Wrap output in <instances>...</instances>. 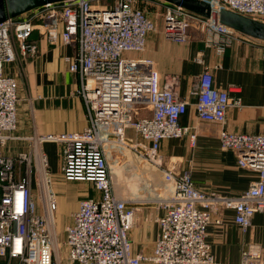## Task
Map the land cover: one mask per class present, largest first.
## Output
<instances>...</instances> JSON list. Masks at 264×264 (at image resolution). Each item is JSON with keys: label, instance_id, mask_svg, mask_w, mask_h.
I'll use <instances>...</instances> for the list:
<instances>
[{"label": "built area", "instance_id": "obj_1", "mask_svg": "<svg viewBox=\"0 0 264 264\" xmlns=\"http://www.w3.org/2000/svg\"><path fill=\"white\" fill-rule=\"evenodd\" d=\"M215 11L227 9L264 22V0H205ZM152 5L153 13L140 7ZM41 15L22 16L0 24V264H57L55 214L58 197L48 162L34 163L36 152L16 156L4 150L18 127V82L6 68L20 56L34 58L38 45L31 39L35 20L50 46L73 49L66 57L69 70L81 78L77 94L86 102L89 126L78 134L47 136L43 141H61V175L69 182H89L100 194L85 198L66 226V264H222L207 241L208 227L222 224V210L235 212V223L247 231L256 214H264V133L244 134L226 129L227 112L240 106L238 86L226 90L215 86L205 68L192 83L189 98L180 94V78L163 80L153 60L142 57L149 35L158 31L162 15L163 35L169 41L200 42L223 55L235 42H260L242 35L219 21L217 14L202 18L160 0H72L43 8ZM42 10V9H39ZM37 10V12L39 11ZM216 12V13H217ZM205 65L202 54L196 57ZM200 121L220 126L221 148L236 153L241 168L257 178L237 196H222L199 190L190 174L176 175L154 162L166 184L168 198L161 202L164 214L158 220L160 234L150 256L134 255L130 231L138 210L114 192L106 145L128 147L137 152L149 147L151 160L164 140L196 134L180 125L190 100ZM134 130L142 142L134 144L103 129ZM148 151V150H147ZM149 151V152H150ZM37 173L36 195L32 175ZM240 264H264L260 246L250 245Z\"/></svg>", "mask_w": 264, "mask_h": 264}, {"label": "crops", "instance_id": "obj_2", "mask_svg": "<svg viewBox=\"0 0 264 264\" xmlns=\"http://www.w3.org/2000/svg\"><path fill=\"white\" fill-rule=\"evenodd\" d=\"M33 11L25 17L36 13ZM31 39L38 45L34 58L20 56L6 68V74L18 82V127L4 152L16 156L20 152L35 150L34 163L42 157L48 162V170L57 192L58 209L66 207L62 220L63 228L56 232V263L68 262L65 246V229L71 216L85 198H98L100 194L89 182H69L61 175L60 151L62 142L43 141L47 136L78 134L89 126L86 102L77 94L81 89V78L69 70L65 58L73 55V49L62 44L50 46L41 30V21H34ZM202 54L205 65H199L196 57ZM142 57L154 61L155 69L162 78L174 75L180 78V94L189 98L193 81L207 67L212 72L215 86L226 90L229 85L238 86L240 106L227 112L226 129L236 133H264V42H235L223 55L205 48L202 43H180L169 41L163 31L149 35ZM194 99L190 100L187 112L181 117L180 125L190 127L196 134L192 144L190 136L164 140L156 157L147 155L149 147L135 152L128 147L106 145V156L112 172L114 192L126 200L128 207L138 210L136 224L130 231L134 255L150 256L160 234L158 220L164 214L161 200L168 198L162 174L156 169L160 163L164 169L176 175L190 174L195 186L205 193L222 196H237L246 191L257 178L253 171L241 168L236 153L221 148L220 126L213 121H200L196 117ZM108 134L132 140L134 144L142 138L132 129H109ZM148 150V151H147ZM150 151V152H149ZM37 173L32 175L35 194L39 193ZM221 225L213 222L207 230V241L212 247L218 263L240 264L243 252L250 245L260 246L264 253V214H256L249 230L243 231L235 223L233 210L219 213ZM64 239V240H63ZM61 240L62 243H59ZM143 264H152L144 262Z\"/></svg>", "mask_w": 264, "mask_h": 264}, {"label": "water", "instance_id": "obj_3", "mask_svg": "<svg viewBox=\"0 0 264 264\" xmlns=\"http://www.w3.org/2000/svg\"><path fill=\"white\" fill-rule=\"evenodd\" d=\"M72 0H0V24L20 18L33 11ZM181 7L202 18L217 14L222 25L255 40L264 42V22L242 14L220 9L218 12L205 0H160ZM217 12V13H216Z\"/></svg>", "mask_w": 264, "mask_h": 264}, {"label": "rangeland", "instance_id": "obj_4", "mask_svg": "<svg viewBox=\"0 0 264 264\" xmlns=\"http://www.w3.org/2000/svg\"><path fill=\"white\" fill-rule=\"evenodd\" d=\"M103 1H105V2H107V3H109V4H111V5H113V3H114V0H103ZM140 7H142V8H144V9H146L147 10V12L149 13H153L154 11V9L155 8H153L154 6H152L151 4L150 5H146V4H141V6ZM42 12H44V9L42 8V10H39L38 12H36V13H32L31 15H28V16H26V17H29V16H35V15H41V13ZM160 13H161V15H160V17H158V19H157V22H158V31L157 32H159V30L160 31H163V22H164V18H163V13H162V11H160ZM259 20V19H258ZM261 21V20H260ZM263 21V20H262ZM194 43H200V42H198V41H196V42H194ZM10 141V140H9ZM9 143V142H8ZM34 174H36V172L34 171V173H33V175ZM56 192V191H55ZM57 193V192H56ZM168 194V193H167ZM65 210H66V207H64V208H62L61 210L60 209H58L57 210V212H56V214H55V221H56V224H57V230L58 231H60L62 228H63V222H62V220L64 219V216H65ZM64 240V239H63ZM59 243H62L61 242V240H60V242ZM57 244V243H56ZM56 252H57V256H58V251H57V249H56Z\"/></svg>", "mask_w": 264, "mask_h": 264}, {"label": "bare ground", "instance_id": "obj_5", "mask_svg": "<svg viewBox=\"0 0 264 264\" xmlns=\"http://www.w3.org/2000/svg\"><path fill=\"white\" fill-rule=\"evenodd\" d=\"M57 137V136H56ZM164 201V200H161V202ZM55 248H56V244H55Z\"/></svg>", "mask_w": 264, "mask_h": 264}]
</instances>
